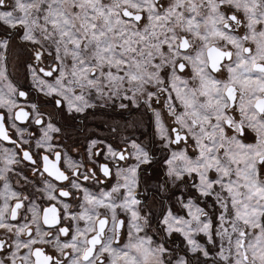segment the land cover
<instances>
[{"label":"snow or ice","instance_id":"6c2138e0","mask_svg":"<svg viewBox=\"0 0 264 264\" xmlns=\"http://www.w3.org/2000/svg\"><path fill=\"white\" fill-rule=\"evenodd\" d=\"M0 264H264V0H0Z\"/></svg>","mask_w":264,"mask_h":264}]
</instances>
